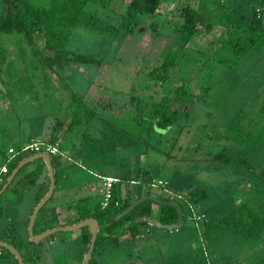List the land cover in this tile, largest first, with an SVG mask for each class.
<instances>
[{"label":"rangeland","instance_id":"374dc122","mask_svg":"<svg viewBox=\"0 0 264 264\" xmlns=\"http://www.w3.org/2000/svg\"><path fill=\"white\" fill-rule=\"evenodd\" d=\"M128 1L91 0L86 9L118 24ZM253 3L162 0L154 15L144 18L124 38L98 26H74L66 48L100 60L97 63L49 64L45 58L50 52L41 40L30 46L19 34L0 32V48L13 63L2 64L0 73V165L9 147L15 149L9 167L31 155V151H21L22 146L31 136L46 141L50 127L62 119L58 138L73 160L66 159L67 153L61 157L67 167L48 203L59 191L84 186L88 188L86 205L91 209L101 199L97 173L135 177L141 169L156 179L152 186L139 187L142 194L148 190L170 198L197 194L195 204H186L187 217L179 228L164 229L151 221L135 238L126 234L117 245L100 243L96 246L99 264H255L264 258V231L248 238L217 231L203 234L207 225L243 202L255 212L264 207V18L261 30L247 29ZM185 5L199 10L212 28H202L191 38L166 79L158 84L148 72L172 47ZM2 8L0 0V12ZM241 31V39L234 46L232 39ZM251 38L254 44H250ZM76 96L87 107H80V124L65 132L72 116L66 111L74 110ZM153 102L165 103L177 123L153 125L149 130ZM106 120L140 134L146 141L94 159H74L77 150L86 146V137H99ZM219 152L233 158L230 162L212 160ZM36 164L48 174L46 164L36 159L20 168L16 176ZM161 182L164 184L158 185ZM14 183L0 194V208L4 219L10 218L19 227L30 254L37 257L28 262L21 250L24 264H80L78 228L57 231L39 244L30 240L27 224L20 227L18 220L34 204L36 184L16 193ZM118 187L124 197L125 190L133 191L137 186L126 181ZM201 190L205 197L198 195ZM153 206L156 217L158 204L153 202ZM0 238L5 240L1 224ZM0 250L5 252L2 247ZM8 255L9 260L0 258V264H11L14 255Z\"/></svg>","mask_w":264,"mask_h":264},{"label":"trees","instance_id":"16d2710c","mask_svg":"<svg viewBox=\"0 0 264 264\" xmlns=\"http://www.w3.org/2000/svg\"><path fill=\"white\" fill-rule=\"evenodd\" d=\"M90 1L91 0H2L3 8L0 12V32L19 34L30 46L36 45L37 41L41 40L45 49L50 52V55L45 58V61L49 64L68 63L70 61L97 63L100 62V60L86 54L72 52L66 48V42L70 31L74 26L80 24L85 26H98L105 31L112 33L113 36L119 35V37L124 38L131 34L134 29L142 23L144 18H151L158 10L162 0H129L124 11L120 15L118 24H112L104 20L97 13L88 11L86 6ZM263 2L264 0H254L253 15L249 27H247L248 30H261L264 15L257 17L255 9L261 6ZM180 16L182 19L176 28L177 37L172 47L163 57L162 62L159 65L154 66V68L148 72L149 76L158 84H162L163 80L166 79L171 68L176 64V60L179 58L191 38L200 32L202 28L208 31L212 28V23L207 21L205 16L199 10L189 5L182 7L180 10ZM151 24L152 28H154L155 24ZM247 29L242 30L245 31ZM243 31L238 33L236 39H232L234 41H232L234 46H236L235 41L241 39ZM249 41L250 44H254V39L251 38ZM6 54L7 51L0 48V73L4 69L2 64L8 63L11 64L10 66L13 64L12 61L9 62V60H6ZM132 96V99H135V95ZM74 102V110L70 111L67 109L66 111V113L71 112L72 116L65 132H71L74 127L80 124V107H87L85 103H83V100L77 98V96ZM137 109L141 110L140 106H137ZM262 109L264 110V105ZM88 110L92 113V116L95 115L92 109ZM149 113L151 117L149 121L151 122L149 130L153 129V125L167 127L177 123V120L174 118V114L163 102L151 103ZM62 124L63 120L57 119V121L50 127L47 140L41 141L57 144L59 152L56 155H50L51 163L55 172L56 185L62 178L63 172L67 167L63 162H61V157H63V154L65 155V153H67L66 159H72V156L69 155L68 151L65 149V145H63L58 138V132ZM144 141H146V139H143L140 134L131 132L122 126L106 120L104 121L103 129L100 130L99 137H86V146H84L81 150H77L74 155V159H79L80 156H82L85 160L94 159L96 157L104 156L106 153L114 151L118 148L140 146ZM232 158L233 157H231V155H225L222 152H219L212 157V160L230 162ZM4 159L6 161L8 156L5 155ZM12 159L13 158L11 157L6 162L8 171L4 174L3 181L0 184V189L12 169L18 163L17 161V163L13 164V167H9V163L13 161ZM40 173L41 169L37 167L21 175L17 180H15L14 191L16 193H22L31 188L35 184ZM113 176L117 180L113 185V195L108 205L102 207L100 205V201H97L91 209L80 206L77 216L66 220V223L69 224L86 217H94L97 219L99 223V230L97 232L95 248L89 264L99 263L96 256V253L98 252L96 251V246H98V244L109 243L117 245L119 238L126 234H128L130 238H135L140 235L141 228L149 224V222H151L154 218L153 201L150 200H145L144 202L138 204L120 218H116V216L137 198L145 194H151L149 190L143 194L140 193L139 187L144 184L150 186L154 185L156 183L155 177H153L147 169L138 170L135 177L130 176L127 173L117 175L113 174ZM126 181L137 187H135L133 191L125 190L124 197H121L118 185L119 183ZM163 184L164 183L161 182L158 185ZM44 191V188H40L36 193L37 202L43 196ZM186 194V196H188L187 198L180 194L177 197L172 198L175 199L182 208L183 223L187 217L185 213V208H187L186 204H195L197 200L196 193L188 192ZM198 195L205 197L206 192L201 190L198 192ZM157 197L165 200L171 199L170 197ZM115 200L119 202V205H115ZM47 203L48 202H46L39 210L35 218L33 227L35 234L40 233L47 228L54 227L57 224L55 223L52 226H47V223H54L58 220L55 207H48ZM157 207V221L161 223H173L176 220L177 216L174 207L161 204H158ZM0 224L5 240L16 247L20 253L22 250L24 257L28 262L31 258H37L30 254L31 251L28 249L29 243L21 236L19 227L15 226L12 221L4 219L1 208ZM213 231H217L222 234H229L231 236H244L247 238L259 235L264 231V207L260 212H255L246 202H243L217 222L207 225L203 234L206 235L207 233ZM81 233L85 243L87 244L90 239V232L88 228L86 226L82 227ZM10 253L11 252L5 249L4 254L2 256L0 255V258H8L9 260L8 254ZM176 258L178 259V256H176ZM11 264H17L14 257H12ZM255 264H264V258Z\"/></svg>","mask_w":264,"mask_h":264},{"label":"water","instance_id":"95a60500","mask_svg":"<svg viewBox=\"0 0 264 264\" xmlns=\"http://www.w3.org/2000/svg\"><path fill=\"white\" fill-rule=\"evenodd\" d=\"M36 159H41L43 161V163L46 164V166L48 168V174L47 175H48L49 184H48L47 191L43 194V196L35 204V206L33 207L32 211H31V214L28 218L27 233L30 237V240L37 243V242L42 241L44 238L50 236L51 234H53L57 231L72 230V229L80 228L82 226H87L91 236H90L89 247H88L86 253L84 254L83 264H89V259L91 257V253H92V250H93L94 245H95L97 232L99 230V223H98L97 219H95L94 217H86V218H83V219H81L75 223H72V224L50 227V228H47L44 231L37 233V234H35L33 231L34 221H35V218L37 216V213L44 206V204L49 200V198L53 195V192H54V189L56 186L55 172H54V168H53L52 163H51V156L48 153H46V152L33 153V154L25 157L24 159L20 160L18 162V164L12 169V171L8 175V177L6 178L5 183L3 184V186L0 189V194L14 180L15 175L18 173L20 168H22L26 163L32 162ZM145 200H150V201H153L157 204L168 205V206L174 207V209L176 211L177 217L173 223H161L157 220H154L153 223L155 225H157L161 228H164V229L179 228L182 225V223H183V212H182V208H181L180 204L175 199L171 198V199L165 200V199H161V198H159L153 194H145V195H142L141 197L137 198L130 205H128L121 213H119L116 216V218H120L121 216L127 214L135 206L144 202ZM0 247L11 252L14 255V258L16 259L17 264H24V261H23V258L21 256L20 252L11 243L0 238Z\"/></svg>","mask_w":264,"mask_h":264},{"label":"crops","instance_id":"0c3cea01","mask_svg":"<svg viewBox=\"0 0 264 264\" xmlns=\"http://www.w3.org/2000/svg\"><path fill=\"white\" fill-rule=\"evenodd\" d=\"M29 140L42 141V140L34 139L32 136L30 137ZM37 167L39 168L40 166H38V164H36V165L32 166L31 168L30 167H27V169L23 170L18 176L15 175L16 177L14 178V181L17 180L21 175H23V174H25V173H27V172H29L32 169L37 168ZM107 174H109V173H107ZM98 175L99 174L97 173V176ZM103 175H106V174H103ZM110 175H113V174L110 173ZM35 184H36V190H37L35 192V195H36V193L38 192V190L40 188H44L45 189L44 193L47 191V188H48V175H46L43 172L42 169H41V173H40L38 179L36 180ZM55 190H56V186H55L54 192H55ZM85 191H88V188H85L84 186L79 187V188H77L75 190L66 192V193H61L59 191L55 195V198L52 201H50L49 203H47V206L48 207H55L56 214H57V217H58V220H57V224L56 225H63V224H65L66 223V221L64 220L65 218L69 219V218H72V217H76L77 214H78V212H79L80 206L88 207L89 208V206L86 205ZM54 192H53V194H54ZM67 194H70V196L69 195L67 196V199H66L67 201H66L64 199V197ZM58 200H61V201L59 202ZM98 201H100V200H98ZM36 203H37V200H35L34 204L30 208H28V210L26 212H24V214H22V216H20V218L18 220L20 227H22V225L24 224V227L26 228V224L28 222L29 214L31 213L32 208L34 207V205ZM70 211H72V213H70ZM153 215H156V214L153 213ZM9 219L10 218H7V220H9ZM154 220H156V217L155 216L152 219V222L151 223H153Z\"/></svg>","mask_w":264,"mask_h":264},{"label":"built area","instance_id":"2783aa9c","mask_svg":"<svg viewBox=\"0 0 264 264\" xmlns=\"http://www.w3.org/2000/svg\"><path fill=\"white\" fill-rule=\"evenodd\" d=\"M256 16H262L264 15V2L261 6L257 7L255 9ZM31 151V153H38V152H46L49 155H56L59 150L57 147V144H51L48 142H41L37 140H31L30 142L26 143L24 146H22L21 151ZM15 153V150L10 147L7 150L8 159H10L12 154ZM1 163L0 165V184L3 181L4 174L7 173V160ZM98 177L101 180V187L99 189V193H101V199H100V205L102 207H105L108 205L109 201L112 199L113 195V185L116 182V178L113 175L106 174V175H98ZM115 205H119V202L117 200L114 201Z\"/></svg>","mask_w":264,"mask_h":264},{"label":"flooded vegetation","instance_id":"af4514ba","mask_svg":"<svg viewBox=\"0 0 264 264\" xmlns=\"http://www.w3.org/2000/svg\"><path fill=\"white\" fill-rule=\"evenodd\" d=\"M75 223V222H74ZM67 223L63 224V225H66ZM69 224H72V223H69ZM57 226H60V225H57ZM82 227H85V226H82ZM78 228L80 229V236H81V242H80V246H81V249H80V253H81V263L80 264H83V259H84V254L86 253L88 247H89V243H90V239H89V242L86 244L84 239H83V236H82V233H81V228ZM87 227V226H86ZM88 228V227H87ZM91 236V235H90ZM95 243H96V240H95ZM99 245V244H98ZM94 248H95V245H94ZM93 248V250H94ZM93 250H92V253H93ZM92 253H91V257H92ZM4 254L3 251L0 250V255L2 256ZM90 257V259H91ZM4 259V258H3ZM90 259H89V262H90ZM99 264V263H98Z\"/></svg>","mask_w":264,"mask_h":264}]
</instances>
